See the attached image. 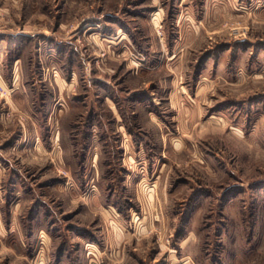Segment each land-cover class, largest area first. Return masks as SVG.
<instances>
[{"label":"rangeland","instance_id":"374dc122","mask_svg":"<svg viewBox=\"0 0 264 264\" xmlns=\"http://www.w3.org/2000/svg\"><path fill=\"white\" fill-rule=\"evenodd\" d=\"M0 264H264V0H0Z\"/></svg>","mask_w":264,"mask_h":264}]
</instances>
